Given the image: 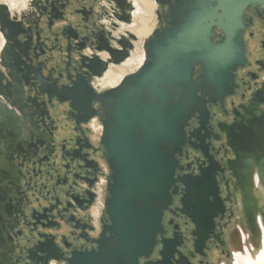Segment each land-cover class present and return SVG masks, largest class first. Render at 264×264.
Listing matches in <instances>:
<instances>
[{
	"label": "flooded vegetation",
	"instance_id": "obj_1",
	"mask_svg": "<svg viewBox=\"0 0 264 264\" xmlns=\"http://www.w3.org/2000/svg\"><path fill=\"white\" fill-rule=\"evenodd\" d=\"M147 1L155 25L140 40L130 28L150 16L136 0H1L0 264H69L74 253L101 250L110 235L116 98H157L153 88L124 93L122 83L143 68L157 36H209L217 5L241 11L245 61L228 95L201 84L188 92L169 65L161 71L169 100L191 106V116L175 155V195L161 207L164 231L138 264H234L263 178L264 0ZM211 31L213 43L226 37ZM135 43L141 63L107 81L109 71L130 67ZM191 71L198 81L201 67Z\"/></svg>",
	"mask_w": 264,
	"mask_h": 264
},
{
	"label": "water",
	"instance_id": "obj_2",
	"mask_svg": "<svg viewBox=\"0 0 264 264\" xmlns=\"http://www.w3.org/2000/svg\"><path fill=\"white\" fill-rule=\"evenodd\" d=\"M213 9L212 19H209V36L202 32L187 40L174 34L175 28L169 31L174 32L170 36H157L146 51L143 68L122 83L124 93L128 89L143 92L153 88L157 98L155 102L147 103L136 100L128 102L125 94L116 98L109 134L113 146L108 147L114 174L106 206V213L110 217V235L102 242L101 250L96 255L74 253L68 260L69 264H138L139 258L151 255L157 235L164 231L161 207L171 202V196L175 195V191L170 192L177 166L175 155L185 145L186 128L191 116V106L186 112L179 104L169 100V93L164 91L165 79L161 71L169 65L172 73H175L174 76L171 73L173 79H179L188 92L195 91L194 85L201 84L210 89L215 88L220 95H228L234 73L245 61L241 11L233 10L232 7L224 9L218 5ZM219 10L223 13L219 14ZM225 24L231 27L230 33L226 31ZM212 27L226 33V37L216 43L211 42V37L218 36L212 34ZM165 43L172 44L166 48ZM174 46L176 49L173 50ZM150 58L152 61H149ZM193 64L199 65L202 71L196 82L192 79ZM261 170L263 178L258 174L255 184L257 190L263 193L264 169ZM254 208L249 220L243 223L245 228L240 246L243 252L246 244L244 240L251 241L256 227L259 229V217L262 214L256 206ZM3 238L0 235V241ZM36 249V254H47L48 260L55 256L46 249ZM236 250L234 264H237V255L241 254V250Z\"/></svg>",
	"mask_w": 264,
	"mask_h": 264
},
{
	"label": "bare ground",
	"instance_id": "obj_3",
	"mask_svg": "<svg viewBox=\"0 0 264 264\" xmlns=\"http://www.w3.org/2000/svg\"><path fill=\"white\" fill-rule=\"evenodd\" d=\"M142 5V8L145 9L149 13V18H142L140 15L139 18V25L140 28H130L132 30V33L135 34V36L138 39H143L145 36H147L149 33H151L153 30V26L155 25L154 15H153V7L152 4L147 0H136ZM1 3V0H0ZM125 30H128V28H125ZM0 44H1V35H0ZM136 50L133 52L131 56V61L129 62L130 67H127V65H123L120 67H117L116 70L109 71V74L107 76V81H116L120 76L124 75L125 72H128L129 70L133 69L135 65H139L142 61L141 57V49L140 44L135 43ZM102 56L107 57L106 54H102ZM254 197L256 198V208L257 211L262 214L259 217V229L256 227V230L254 231L253 239L251 241H246L244 244V252L241 249V254H238V261L237 264H264V192L257 190L256 194L254 193ZM246 245V246H245Z\"/></svg>",
	"mask_w": 264,
	"mask_h": 264
}]
</instances>
